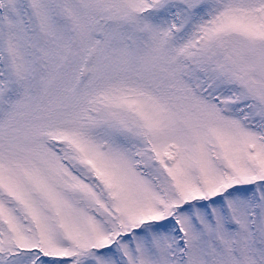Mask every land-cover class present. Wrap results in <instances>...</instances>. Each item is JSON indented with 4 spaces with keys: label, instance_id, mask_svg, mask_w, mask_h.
Wrapping results in <instances>:
<instances>
[{
    "label": "snow or ice",
    "instance_id": "snow-or-ice-1",
    "mask_svg": "<svg viewBox=\"0 0 264 264\" xmlns=\"http://www.w3.org/2000/svg\"><path fill=\"white\" fill-rule=\"evenodd\" d=\"M0 264H264V0H0Z\"/></svg>",
    "mask_w": 264,
    "mask_h": 264
}]
</instances>
